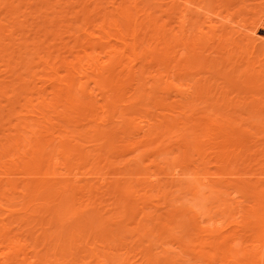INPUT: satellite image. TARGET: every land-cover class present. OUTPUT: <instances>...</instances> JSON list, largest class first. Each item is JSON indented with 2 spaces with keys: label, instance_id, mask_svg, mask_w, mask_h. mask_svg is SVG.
Segmentation results:
<instances>
[{
  "label": "bare ground",
  "instance_id": "6f19581e",
  "mask_svg": "<svg viewBox=\"0 0 264 264\" xmlns=\"http://www.w3.org/2000/svg\"><path fill=\"white\" fill-rule=\"evenodd\" d=\"M70 1L0 0V264H264V104L191 82L264 38L206 0Z\"/></svg>",
  "mask_w": 264,
  "mask_h": 264
},
{
  "label": "rangeland",
  "instance_id": "374dc122",
  "mask_svg": "<svg viewBox=\"0 0 264 264\" xmlns=\"http://www.w3.org/2000/svg\"><path fill=\"white\" fill-rule=\"evenodd\" d=\"M105 1L107 3H104L103 6L104 8L108 7L109 9L110 4L108 2L110 0H105ZM197 1L199 3V1L201 0H197ZM24 2L25 1H23L22 4H24ZM28 2H31V1H28ZM70 2H72L70 3V5L75 6V7L78 6V5L76 6L77 0L75 1L71 0ZM16 3L20 4L19 0H16ZM202 5L204 6L203 8L204 12L212 11L211 12L212 19H213L212 24L218 26V28H220V32H222L223 30L225 32H228L230 35H232V37L238 39L237 40L238 42H242V46L243 44H246L248 36L251 35V33L253 32L257 34L258 36L257 38H260V37L264 38V0H214L212 4H210V2L206 0L202 2ZM33 7H32L33 8L32 10L34 11L36 8H39L40 5L39 6L36 5ZM192 8L193 7H191V10L195 12V6L193 8L194 10ZM43 9L44 8L41 7V10ZM22 10H24V7H21V11ZM219 13L221 15L220 18H216L215 14H219ZM3 16L4 14H1V17ZM225 16H230L229 18L231 19V22L226 23L225 20L223 19ZM20 17L21 19L24 18L22 15H20ZM37 17L38 16L35 15L33 18L29 19L28 29H31L29 28V26L31 25H33L31 27H34V25H36L34 28L37 27V25L39 24L38 22H40V19ZM201 18L202 17H200V21H201ZM28 29H27V32H28ZM204 31H208V28L206 26L204 27ZM261 40L264 41V39H261ZM251 47L250 46L247 47L249 49L248 52L250 53L252 52L251 54L248 55L250 60L247 58H244V54L241 52V49L243 50L247 49L244 46L241 47V49H237L236 53H234L231 56H228L227 54H221V55L215 54L216 52L213 50L206 51L204 54L206 55L205 57L207 58V56L209 57L211 55L209 59L213 58V60L216 61L215 62L216 66H213V67H207L206 65L204 67L202 66L199 70L195 72V74H193L194 76L193 75L191 76V82L193 83V79H195L194 81L198 80L200 83L199 85L201 86L202 85L207 86L205 84L207 83L210 87H212V91L214 89H216V91H221V90L228 91L230 99L246 100V102H253L254 109L256 107L257 109L258 108L261 109L262 107L260 106L264 104V50H262L259 47H255V48H251ZM257 79H259V81L255 82ZM202 100L199 101L201 102V105L199 103L198 107L202 106L201 108H204L205 105H207L205 109H208L207 107H209L210 105L206 103L204 105V102H206L207 100L206 101L205 99L204 101ZM220 108L221 107H219V109L218 108H213V109L218 112L219 111L223 112V109L221 110ZM257 109H255L256 112H254L255 110H252L251 112L249 111V114L253 113V116H254V114L257 113L258 111ZM262 110H264V108H262L261 111ZM239 114L243 115V117L246 115L242 111H240ZM260 115L261 114H259L258 116ZM261 116H262L261 118L264 119V113H262ZM146 164L148 163L145 162L144 166ZM209 168L211 171H216L218 167L214 164H210ZM225 177L229 179H233L231 176L229 177V175ZM198 204L201 205L203 203L202 201L199 200L197 201V205ZM162 209H160V212H163ZM50 225L51 227L49 231H53L56 225H54L53 223ZM65 225L67 227H71L72 222L66 221ZM202 225H205V223H203ZM133 226H134V223H129L128 225V227H133ZM114 230L116 231L115 226L109 227L107 229H101V230L95 229L92 233L91 240H94L93 237H96L97 239L95 240H98V238H100L99 236L108 235V233L111 234L112 231ZM15 231L19 234L22 233L21 235L26 234L24 229L20 230L19 228H16ZM134 233L135 232L129 233L127 235V241L130 242L129 246H132L134 244V248H135L134 250H128L130 253L129 257L136 256L135 259L140 258V255L138 253L141 252L143 256L146 253L148 254L150 253V257L153 261H156V260L163 261L166 259L165 258L166 251L162 250V247L159 245L160 241L157 240L158 238V235H156L157 233H154L155 234L154 236L143 237L141 240H137L138 238L137 235L132 236ZM153 242L155 243V245H153ZM147 249H151V250H147ZM98 251L101 252L103 250H98ZM114 251L116 252V250ZM117 251L124 252L125 250H117ZM76 252H78V250H76ZM85 253H87L86 250H79V252L77 253L78 255L77 257L80 258ZM219 259H220L219 257H216V261ZM213 260H210V264H213L216 262V261L214 262Z\"/></svg>",
  "mask_w": 264,
  "mask_h": 264
}]
</instances>
